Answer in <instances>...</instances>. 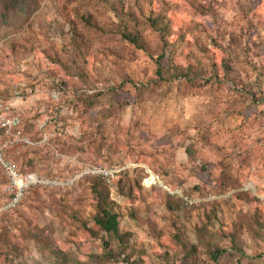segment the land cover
Instances as JSON below:
<instances>
[{
	"label": "rangeland",
	"instance_id": "374dc122",
	"mask_svg": "<svg viewBox=\"0 0 264 264\" xmlns=\"http://www.w3.org/2000/svg\"><path fill=\"white\" fill-rule=\"evenodd\" d=\"M0 153V264H264V0H0Z\"/></svg>",
	"mask_w": 264,
	"mask_h": 264
},
{
	"label": "trees",
	"instance_id": "16d2710c",
	"mask_svg": "<svg viewBox=\"0 0 264 264\" xmlns=\"http://www.w3.org/2000/svg\"><path fill=\"white\" fill-rule=\"evenodd\" d=\"M124 39L131 44L138 45V39L133 36H124ZM161 71L159 70V73ZM110 177L104 175H94L90 178L92 182V190L95 195L94 204L96 207V216L94 217V224L96 230L89 229V233L93 236H97L98 233H102L105 237H109L111 241H115L118 247L125 252L128 245V236L121 231V223L123 220L122 214L116 209L115 202L111 200V191L108 181ZM119 190L123 193H131V189L127 185H121ZM171 209V204H169ZM86 227V226H85ZM109 243L105 241V246ZM111 252V250L108 249ZM224 252H218V256H221ZM61 259L57 264H84L80 260L73 259L67 254L61 252Z\"/></svg>",
	"mask_w": 264,
	"mask_h": 264
},
{
	"label": "built area",
	"instance_id": "2783aa9c",
	"mask_svg": "<svg viewBox=\"0 0 264 264\" xmlns=\"http://www.w3.org/2000/svg\"><path fill=\"white\" fill-rule=\"evenodd\" d=\"M2 127L5 128V129H8L11 126H9V123L7 124V122H3V126ZM0 163L4 166V168L6 170H8V172L10 174V178H11V180L14 183H17L18 181H20V182L24 181V179L19 177L18 174L15 172L14 167L10 163L5 161L4 156L2 155V153H0Z\"/></svg>",
	"mask_w": 264,
	"mask_h": 264
}]
</instances>
